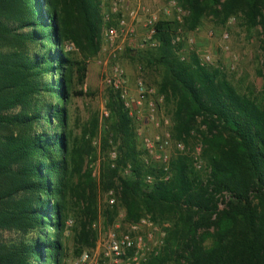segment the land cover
Here are the masks:
<instances>
[{
  "label": "trees",
  "instance_id": "16d2710c",
  "mask_svg": "<svg viewBox=\"0 0 264 264\" xmlns=\"http://www.w3.org/2000/svg\"><path fill=\"white\" fill-rule=\"evenodd\" d=\"M178 1L188 30L205 15L239 16L258 30L262 93L240 90L195 51L182 57L177 22L157 20L144 81L169 105L173 139L186 146L200 137L207 174L186 153L170 159L167 178L147 165L135 120L108 88L99 184L114 189L126 222H167L161 248L142 264H264V0ZM102 24L100 0H0V264H63L67 198L95 217L96 181L83 170L90 136L71 139L67 102L74 72L82 83L99 50ZM81 226L79 243L94 246L95 231Z\"/></svg>",
  "mask_w": 264,
  "mask_h": 264
},
{
  "label": "rangeland",
  "instance_id": "374dc122",
  "mask_svg": "<svg viewBox=\"0 0 264 264\" xmlns=\"http://www.w3.org/2000/svg\"><path fill=\"white\" fill-rule=\"evenodd\" d=\"M100 13L103 24L99 37V50L93 57L86 59L87 71L82 83L77 81V74L74 72L71 93L67 102V124L71 139H81L85 131L86 135L90 136L91 152L85 155L83 170H90L93 180L96 181V211L95 217L91 219V215L84 212L85 202L77 201L75 204L74 198H67L66 226L62 235L66 253L63 264H72L84 252L90 255L92 261L93 259L100 261L106 248L102 240L104 234L113 228L118 231L127 228L128 222L124 220L125 211L119 204L114 189L104 191L99 184L100 164L105 158V154L100 149L101 138L105 133L104 127L108 124L106 118L109 116L106 106L109 87L104 81V73L109 72L111 65L116 62L125 71L132 89L137 78L148 80L149 77L145 75L147 71H144L141 65L145 58V50H151L155 45L150 29L157 20L177 22L176 40L182 45L180 48L182 57H186L189 51H195L203 64L218 67L226 78L240 90L262 93L263 89L259 76L261 52L258 44V30L247 29L239 16H231L222 23L213 16L205 15L194 29L188 30L182 25L187 12L178 0H100ZM110 31L114 34L112 40L109 37ZM129 49L137 50V55L131 54ZM67 51H70L75 59L81 57L75 53L73 45ZM78 91L82 94L76 95L75 92ZM95 118L98 125L91 136L88 133ZM134 120L135 131L136 129L140 131L139 135L136 132V137L140 148L144 151L143 159L147 165H156L158 170H163L161 163L154 158L160 149L156 146V152L148 153L144 139L152 142L156 134L161 137L169 134L170 138L164 149L169 155V160L179 153H186L192 158L195 170L202 177L206 176L208 170L202 156L200 137L196 136L197 138L191 139L188 145H184L182 151L176 148V140L171 134L172 122L169 105L164 104V98L157 107L156 123L144 118ZM198 146L200 147V158L197 163L193 152ZM112 152H116L115 145L110 148V158L114 159ZM158 174L157 172L151 175L155 178ZM166 176L168 173L164 174L163 171L161 177ZM111 195L115 199L113 205L108 202ZM82 223H85L87 228L90 224V228L95 231L94 246L79 243L78 235ZM163 226H167V222H163L161 227ZM154 242L155 240H153V245ZM103 264L113 263L106 260Z\"/></svg>",
  "mask_w": 264,
  "mask_h": 264
},
{
  "label": "built area",
  "instance_id": "2783aa9c",
  "mask_svg": "<svg viewBox=\"0 0 264 264\" xmlns=\"http://www.w3.org/2000/svg\"><path fill=\"white\" fill-rule=\"evenodd\" d=\"M110 40L113 39V31H110ZM150 34L154 35V24L150 29ZM65 48L71 49L72 44L66 43ZM104 81L106 85L117 91L123 101L124 107L128 114L136 120L144 118L150 122L156 123V111L158 105L163 100V95H158L153 86L147 85L145 81L139 77L135 80L133 89L130 87L127 76L123 68L116 62L110 67L109 72L104 73ZM137 134L140 131L136 129ZM170 135L161 137L156 134L152 142L149 139L145 140V146L148 153L153 154L157 148L159 153L154 155V158L161 163L164 174L169 171V155L165 153L166 145ZM175 146L178 150H184L182 141H176ZM114 157V152L111 153ZM193 156L198 163L200 158V147H195ZM166 176L165 178H167ZM146 182H152L154 177L151 174L145 175ZM109 204L113 205L114 197L109 196ZM164 230L161 225L151 221L147 217H142L138 221L128 222L127 228L118 231L113 228L107 231L102 240L105 244V251L103 253L101 263L110 260L113 264H142L147 261L151 254H156L163 243ZM158 235V236H157ZM153 240H155L154 245ZM99 259H90V255L84 252L72 264H100Z\"/></svg>",
  "mask_w": 264,
  "mask_h": 264
}]
</instances>
